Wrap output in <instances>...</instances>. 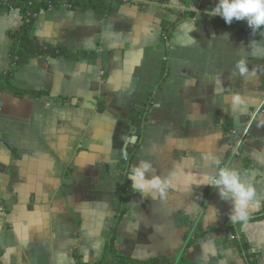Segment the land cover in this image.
Here are the masks:
<instances>
[{"label": "crops", "instance_id": "0c3cea01", "mask_svg": "<svg viewBox=\"0 0 264 264\" xmlns=\"http://www.w3.org/2000/svg\"><path fill=\"white\" fill-rule=\"evenodd\" d=\"M218 3L123 0L102 18L69 4L41 10L36 47L81 55L33 57L11 79L23 94L0 89V264L104 258L124 190L125 135L141 144L129 175L147 160L173 188L162 202L133 187L116 227L120 255L136 264H248L235 230L264 264V219L233 224L231 202L198 186L217 173L205 159L213 157L264 197V28L253 34L247 21L208 16ZM22 25L19 9L0 13V76L11 63L8 32ZM146 104V119H132ZM258 107L233 156V140ZM263 208L261 199L251 217Z\"/></svg>", "mask_w": 264, "mask_h": 264}, {"label": "trees", "instance_id": "16d2710c", "mask_svg": "<svg viewBox=\"0 0 264 264\" xmlns=\"http://www.w3.org/2000/svg\"><path fill=\"white\" fill-rule=\"evenodd\" d=\"M123 3V0H0V13L10 12L12 9H19L23 17V25L19 30H14L8 32L9 43H10V58L11 63L9 68L5 73L0 76V89L4 91H11L15 94H23L22 90L15 88L11 79L15 71L23 64L27 63L31 58L38 55H50V56H65L67 59H78L81 52L74 53L66 48H44L40 49L36 47L33 39L34 23L37 15L42 9H46L50 6H60L62 4H69L72 8L81 9H92L99 18L106 16L114 11V9ZM193 14V13H192ZM172 25L165 26L164 31V42H168L172 35ZM84 54V53H83ZM148 105L144 107H138L134 110L132 114V119L138 122H143L148 114ZM141 144L136 142L132 147H128L126 150L129 153V159H123L122 152V170L123 177L122 181L124 184V190L119 197V208L116 218V226L112 231L110 240L106 246L105 256L102 260L98 262H85L81 258H77V264H112L115 262L121 264H136L138 261L128 259L119 254L116 247V227L127 212V203L130 201L133 194V186L129 180L130 168L138 156ZM264 219V208L256 216L250 217ZM234 241L235 244L244 252L246 255L248 264H257L256 254L250 249V246L243 239L242 235L234 230ZM183 258V256H182ZM182 260V259H181ZM144 264H166L159 263L157 259H152L144 262ZM167 264H181L178 263H167Z\"/></svg>", "mask_w": 264, "mask_h": 264}, {"label": "clouds", "instance_id": "9594fccd", "mask_svg": "<svg viewBox=\"0 0 264 264\" xmlns=\"http://www.w3.org/2000/svg\"><path fill=\"white\" fill-rule=\"evenodd\" d=\"M206 14L210 17L221 16L229 25L234 20L247 21L253 34L260 33V30L264 28V0H219L218 5L211 8V11ZM260 34L264 35V33ZM237 67L241 75L248 73L244 63ZM242 102L240 97L235 98L236 104ZM137 139L135 136L129 137L127 135L121 137L124 142V160L129 159V153L126 150L127 145L135 144ZM205 159L212 160L218 171L211 177H204L198 186H211L218 189L221 199L232 204V210L229 214L230 221L233 224L247 225L253 208L258 207L264 197L258 196L255 186L245 181L237 169L227 165L221 167V161L218 158L205 157ZM128 178L135 191L139 192L145 199L151 197L166 202L170 194L169 190L173 188L171 176L164 177L157 174L153 164L147 160L139 161Z\"/></svg>", "mask_w": 264, "mask_h": 264}, {"label": "built area", "instance_id": "2783aa9c", "mask_svg": "<svg viewBox=\"0 0 264 264\" xmlns=\"http://www.w3.org/2000/svg\"><path fill=\"white\" fill-rule=\"evenodd\" d=\"M261 110H262V107H258L250 113V116H249L248 121H247L246 129L243 132H241L240 134H238L236 136V138L233 140L232 147H231V152H232L233 156H239L240 155L241 149L246 142V139L249 135V131L252 127V124L255 121V119L257 118V116L260 114ZM234 134H236V131H234V130L231 131V136Z\"/></svg>", "mask_w": 264, "mask_h": 264}]
</instances>
